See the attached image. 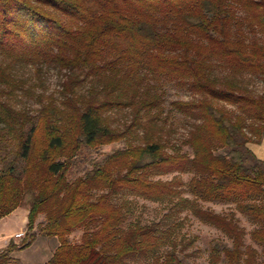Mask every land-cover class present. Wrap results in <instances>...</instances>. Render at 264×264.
<instances>
[{
	"label": "trees",
	"instance_id": "1",
	"mask_svg": "<svg viewBox=\"0 0 264 264\" xmlns=\"http://www.w3.org/2000/svg\"><path fill=\"white\" fill-rule=\"evenodd\" d=\"M264 0H0V219L28 210L25 237L0 252L57 237L44 264H181L176 227L127 220L121 194L190 210L232 241L216 242L210 261L264 264V161L248 147L264 137V92L246 73L264 77ZM55 67L59 95H37L38 107L18 106L30 94L21 70ZM164 82L187 89L170 111L194 121L182 144L170 143L159 122ZM231 106V107H228ZM128 110L130 124H112ZM125 141L104 163L71 172L85 148ZM187 145L192 154L182 150ZM171 147V149H169ZM192 174L185 183L179 175ZM187 191L192 198L184 196ZM233 203L256 227L246 245L234 213L201 202ZM42 219L39 221V219ZM82 230L81 241L70 240Z\"/></svg>",
	"mask_w": 264,
	"mask_h": 264
},
{
	"label": "rangeland",
	"instance_id": "2",
	"mask_svg": "<svg viewBox=\"0 0 264 264\" xmlns=\"http://www.w3.org/2000/svg\"><path fill=\"white\" fill-rule=\"evenodd\" d=\"M261 38L264 37L259 34ZM62 73L55 67H45L42 70H37L35 67L29 66L21 70V75L26 80V88L31 90L30 94L24 91L18 92V97L13 100L18 106H27L30 109L38 107L37 95L51 94L59 95L61 89ZM244 81L249 88L255 93L264 92V77L260 75L246 73ZM165 89V112L161 116L160 124L163 125V136L169 139L170 143L182 144V140L188 136L189 130L194 121L191 117H187L181 113L170 111V103L174 100H190L192 94L184 88L177 86L174 83L164 82ZM228 107H231L228 105ZM112 115V124L123 128L124 125L130 124L132 115L128 110L114 111ZM251 144V143H249ZM248 144V145H249ZM125 141L114 142L101 145L95 149L85 148L82 154L78 157L72 168V176L82 175L85 171L104 163L106 157L117 149L125 147ZM171 149V147L169 148ZM182 150L192 154V150L187 145H182ZM174 175H179L182 180L187 183L192 174L186 173H168L163 175H154L153 179L170 180ZM184 196L192 198V195L185 191ZM121 202H129L128 209L126 208L127 220L125 226L131 222L140 221L143 224L150 222H161L163 224H174L180 222L176 227L175 237L177 239V251L181 264H212L210 261L211 249L216 242L230 245L231 239L215 226L203 222L199 217L194 215L190 210H184L174 213L168 221L164 220V215L169 212V205L166 203L147 200L142 197L131 194H121L117 200ZM205 209H210L218 213H234L239 225L245 229L246 235L244 242L246 245L261 250L260 246L251 238V231L256 227L253 221L243 212L236 209L233 203H223L219 201L201 202ZM82 230H76L72 233L70 240L74 243L81 241ZM143 257H135L127 259V264H144ZM217 264H228L225 259H221Z\"/></svg>",
	"mask_w": 264,
	"mask_h": 264
},
{
	"label": "crops",
	"instance_id": "3",
	"mask_svg": "<svg viewBox=\"0 0 264 264\" xmlns=\"http://www.w3.org/2000/svg\"><path fill=\"white\" fill-rule=\"evenodd\" d=\"M257 158L264 161V137L258 143L248 145ZM42 220L41 218L39 221ZM28 210L18 207L10 214L0 219V252L13 242L18 245L23 238L16 234L27 232ZM60 241L57 237L37 235L30 246L15 250L11 253L10 260L2 264H44L51 259Z\"/></svg>",
	"mask_w": 264,
	"mask_h": 264
},
{
	"label": "built area",
	"instance_id": "4",
	"mask_svg": "<svg viewBox=\"0 0 264 264\" xmlns=\"http://www.w3.org/2000/svg\"><path fill=\"white\" fill-rule=\"evenodd\" d=\"M16 237L24 238L25 237V233L24 232L18 233V234H16Z\"/></svg>",
	"mask_w": 264,
	"mask_h": 264
}]
</instances>
